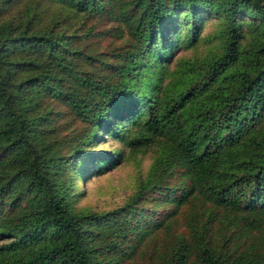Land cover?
Wrapping results in <instances>:
<instances>
[{
	"label": "trees",
	"instance_id": "1",
	"mask_svg": "<svg viewBox=\"0 0 264 264\" xmlns=\"http://www.w3.org/2000/svg\"><path fill=\"white\" fill-rule=\"evenodd\" d=\"M15 1L21 17L0 20V264H117L192 198L198 224L160 264H264V0H0V13ZM211 16L219 49L151 80L175 24L189 21V45ZM117 26L122 44L97 50ZM60 110L79 122L63 140ZM107 118H129L124 144L157 155L125 203L76 210L69 169Z\"/></svg>",
	"mask_w": 264,
	"mask_h": 264
},
{
	"label": "rangeland",
	"instance_id": "2",
	"mask_svg": "<svg viewBox=\"0 0 264 264\" xmlns=\"http://www.w3.org/2000/svg\"><path fill=\"white\" fill-rule=\"evenodd\" d=\"M49 12L50 7H47L42 13V20H46ZM18 17H21L19 1H15L0 13V20L13 19L16 21ZM97 20L98 18L93 16L85 22V26L92 24L93 31L101 28L102 22ZM112 25L111 22H106V27ZM221 25L220 17L204 18L195 40L188 45L184 38L189 35V21L181 19L177 22L174 30L170 33L174 37V40H170V42H174V44L167 48L163 56H158L156 53L155 56H152L154 66L150 73V79L160 78L159 81L164 82L169 78L167 73L174 71L180 60L199 59L217 51L220 45L218 30ZM120 29L121 27L117 26L102 36H93L92 39L97 41L96 49L108 52L122 44L125 35L120 36ZM165 43L167 44V39ZM162 72L164 73L162 74ZM51 99V97H42L39 94L33 96V101L36 102L39 111L49 107L52 104ZM143 115L144 111L142 110L139 116ZM106 123L107 125L105 124L101 131L93 136L84 146L83 152L78 155L74 162L76 169L74 166L69 169L71 174L69 192L76 210L104 211L125 203L135 191L138 183L147 177L150 166L157 155L158 148L155 143L143 149L129 148L124 144L122 137L135 127L134 122L129 118H107ZM52 124L55 128L54 133L59 134L58 139L60 140L67 137L62 135L79 127V122L66 110L63 112L60 110ZM81 166L85 167L84 169L94 166L95 173L90 172L82 177L77 172V167ZM84 169L81 168L82 173ZM195 201L197 200L192 198L181 204L177 212L169 218L170 224L166 228L162 226L156 229L129 251V257L122 258L117 264H160L161 254L168 252L174 240L178 236L189 235L190 222L198 224V221L193 220V212L199 211V205ZM215 238L221 239L220 236ZM187 264H196V262L190 259Z\"/></svg>",
	"mask_w": 264,
	"mask_h": 264
}]
</instances>
